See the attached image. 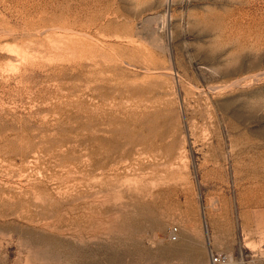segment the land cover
Here are the masks:
<instances>
[{"label":"rangeland","instance_id":"1","mask_svg":"<svg viewBox=\"0 0 264 264\" xmlns=\"http://www.w3.org/2000/svg\"><path fill=\"white\" fill-rule=\"evenodd\" d=\"M212 256L264 264V0H0V264Z\"/></svg>","mask_w":264,"mask_h":264},{"label":"built area","instance_id":"2","mask_svg":"<svg viewBox=\"0 0 264 264\" xmlns=\"http://www.w3.org/2000/svg\"><path fill=\"white\" fill-rule=\"evenodd\" d=\"M176 235H177V230L176 229L170 230L169 236H168L169 237V240L175 241L176 238H177ZM211 262H212V264H217L219 262V258L216 257V256H212L211 257Z\"/></svg>","mask_w":264,"mask_h":264}]
</instances>
